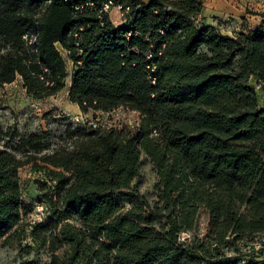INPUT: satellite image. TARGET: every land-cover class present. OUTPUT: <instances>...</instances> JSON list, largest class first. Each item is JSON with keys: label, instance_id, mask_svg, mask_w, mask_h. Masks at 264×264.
<instances>
[{"label": "trees", "instance_id": "1", "mask_svg": "<svg viewBox=\"0 0 264 264\" xmlns=\"http://www.w3.org/2000/svg\"><path fill=\"white\" fill-rule=\"evenodd\" d=\"M108 1L123 7L119 26ZM202 11V0H0V88L20 76L35 99L62 90L59 44L75 67L71 103L139 115L134 131L66 119L61 133L51 122L4 131L0 249L47 255L20 264H237L223 251L230 242L264 257V243L253 247L264 234V109L249 82L264 83V23L230 36ZM141 153L158 176L152 201L138 188ZM31 163L68 178L56 188L60 212L45 205V220L28 226L19 171Z\"/></svg>", "mask_w": 264, "mask_h": 264}, {"label": "rangeland", "instance_id": "2", "mask_svg": "<svg viewBox=\"0 0 264 264\" xmlns=\"http://www.w3.org/2000/svg\"><path fill=\"white\" fill-rule=\"evenodd\" d=\"M202 4L203 11L201 17L203 21L207 23L210 21L209 19L215 20V24L211 26L216 27L219 32L225 35L226 31L236 34L237 29L245 26L247 23L254 24L256 29L264 23V0H202ZM107 12L110 20L116 26L121 25L124 21V17H122L120 10L116 9V6L111 7ZM259 16L261 20L257 22V17L260 19ZM56 48L65 61L67 72L62 90L56 94L35 99L27 94L20 76H17L11 85H4L0 88V148H4L7 142L3 136V132L9 130L11 127L26 132L49 128L47 122H51L52 130L55 132L59 130L61 133L66 124H68L67 121L74 127H80L79 124L73 123L75 117H82L83 119L93 117L94 113L91 111L86 114L81 110L79 113H72V106L70 101H68L69 99H67L68 94L66 91L72 81L74 63L68 58L67 52L59 44L56 45ZM257 83L253 84L255 92L264 93V91H259L255 88ZM49 112H52V114L50 115ZM110 112L112 110L109 112H98L100 113L98 116L103 121L109 122L112 128H124L134 131L139 125V115L135 111L122 109L117 115H115V112L111 115L109 114ZM54 114H56V118L53 117ZM59 119L60 121H56ZM140 159L138 188L149 201H152L155 199L154 185L158 181L157 172L150 159L144 153H141ZM19 176L22 188V224L30 226L31 224L42 222L41 214L39 215L38 213L42 209L39 206L43 208V220L48 215L46 214L45 205L49 207V214L52 216L60 212L56 188L68 178V173L63 170L54 169L48 165L31 163L20 169ZM62 225L65 229L73 230L76 227V222L73 220L63 221ZM206 228L207 214L202 213L199 219L198 232L204 234ZM191 236V233H183L180 239L186 240ZM256 237L261 242H264V234L257 235ZM30 242V239L27 238L22 241L21 245L31 244ZM236 247V243L230 242L223 251L227 257H238L240 260L237 264H264V257H260L258 254L242 256L236 251ZM20 248L17 244H13L0 249V264H20L21 261L35 256L41 258V260L47 259V255L43 251H32L29 256L25 254L21 255L23 251ZM261 252L264 253V249Z\"/></svg>", "mask_w": 264, "mask_h": 264}, {"label": "built area", "instance_id": "3", "mask_svg": "<svg viewBox=\"0 0 264 264\" xmlns=\"http://www.w3.org/2000/svg\"><path fill=\"white\" fill-rule=\"evenodd\" d=\"M113 6H116V9L120 10L121 15L123 17V12H122L123 11V7H122V5H114L112 3V1H108V2L104 3L102 9L107 12ZM125 9H128V7H126ZM255 88L257 90H259V91H264V83H259L258 82L255 85ZM122 109H127V108L118 107V108L112 110V112H110L109 114L113 115V113L115 112V115H117L119 111H122ZM127 110H129V109H127ZM98 114H100V113H95L92 118H86V119H83L82 117H75V120L73 119V121H74L73 123L79 124L81 127H90L91 126V128H93V129H95V128H101V129H109V128H112L110 126V123L103 121L98 116ZM109 114H107V115H109ZM66 117H68V116H66ZM138 124H139V122H138ZM39 207L42 209V211L41 212L38 211V213H39V215L41 214V221H43V208L41 206H39ZM261 243H264V242H261V240L256 239V241L253 243V247L256 250H258L259 248H261ZM245 250L247 251L248 250V247L245 248L244 251Z\"/></svg>", "mask_w": 264, "mask_h": 264}, {"label": "crops", "instance_id": "4", "mask_svg": "<svg viewBox=\"0 0 264 264\" xmlns=\"http://www.w3.org/2000/svg\"><path fill=\"white\" fill-rule=\"evenodd\" d=\"M141 1L147 2L148 0H141ZM209 20L210 21L207 22L206 24H210V25H214L215 24V20H213V19H209ZM260 20H261V17H260V19L257 17V22H259ZM254 29H256L254 24L252 25L251 23H247L245 26H242V27L238 28L236 33H238V32H244V33L246 32L247 33V32L253 31ZM233 34H235V33H232L230 31H226V35H233ZM73 70H74V67H73ZM249 82L253 86V84L256 82V78L251 77ZM8 85H11V84H8ZM69 86H68V88H69ZM66 92L68 94V90ZM257 97H258L259 107L264 109V93H257ZM67 99H68V95H67ZM70 104L72 106L71 107L72 113L76 114V113L80 112V109H79V107L76 104H73L71 102H70Z\"/></svg>", "mask_w": 264, "mask_h": 264}]
</instances>
